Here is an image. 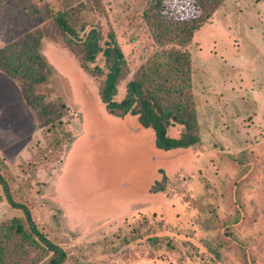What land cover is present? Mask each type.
Segmentation results:
<instances>
[{
	"label": "rangeland",
	"instance_id": "obj_1",
	"mask_svg": "<svg viewBox=\"0 0 264 264\" xmlns=\"http://www.w3.org/2000/svg\"><path fill=\"white\" fill-rule=\"evenodd\" d=\"M153 1L0 0V46L44 29L39 50L52 72L36 92L65 104L62 128L43 124L0 70V171L66 251L61 264H264V0H226L196 32L201 141L169 151L137 116L107 111L105 56L92 63L104 73L84 69L81 46L53 18L67 10L80 36L93 27L103 43L115 35L126 59L121 100L159 47L144 16ZM163 1L175 18L198 13L190 0ZM174 126L169 134H180ZM23 214L0 183V220Z\"/></svg>",
	"mask_w": 264,
	"mask_h": 264
},
{
	"label": "trees",
	"instance_id": "obj_2",
	"mask_svg": "<svg viewBox=\"0 0 264 264\" xmlns=\"http://www.w3.org/2000/svg\"><path fill=\"white\" fill-rule=\"evenodd\" d=\"M190 2L198 13L187 18L170 15L166 9L171 5L163 0H154L144 10L159 47L127 82L126 94L121 100L115 95L125 74L126 59L115 35L111 33L110 40L103 43L100 30L93 27L82 37L71 25L67 10L53 14L63 34L71 36L68 40L81 46L80 61L84 69L95 76L104 73L103 67L92 63L99 53L105 56L107 71L100 81L99 94L107 111L118 117L137 116L140 127L152 130V143L164 151L188 148L201 141L190 45L196 32L226 0ZM34 7L30 8L37 11ZM45 34L41 28L27 30L17 40L0 46V70L19 81L27 105L43 124L59 129L64 123L65 104L44 102V96L36 92V84L47 82L52 72L39 50ZM174 125L183 128L180 134H169ZM0 183L9 203L24 212L0 220V264H39L43 259H47L48 264L63 263L66 251L39 228L28 205L14 198L1 171Z\"/></svg>",
	"mask_w": 264,
	"mask_h": 264
},
{
	"label": "crops",
	"instance_id": "obj_3",
	"mask_svg": "<svg viewBox=\"0 0 264 264\" xmlns=\"http://www.w3.org/2000/svg\"><path fill=\"white\" fill-rule=\"evenodd\" d=\"M198 31H199V30H198ZM198 31H197V32H198Z\"/></svg>",
	"mask_w": 264,
	"mask_h": 264
}]
</instances>
